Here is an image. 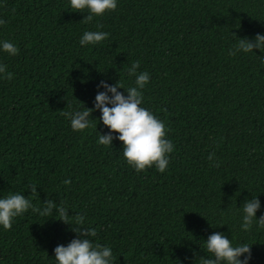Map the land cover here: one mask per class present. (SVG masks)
Returning a JSON list of instances; mask_svg holds the SVG:
<instances>
[{
	"label": "trees",
	"instance_id": "16d2710c",
	"mask_svg": "<svg viewBox=\"0 0 264 264\" xmlns=\"http://www.w3.org/2000/svg\"><path fill=\"white\" fill-rule=\"evenodd\" d=\"M74 11L68 0H0V40L19 48L0 52L13 73L0 80V195L64 201L69 215L86 214L113 264H196L213 232L248 242L250 264H264V230L243 232L237 212L259 196L257 217L264 213V53L228 55L235 36L264 33V0H118L91 23ZM97 24L109 37L81 47ZM133 61L150 74L143 106L175 145L163 173L137 172L118 139L98 144L97 131H108L98 110L83 132L61 115L94 108L102 80L131 86ZM54 218L29 210L0 228V264H55L54 248L77 234Z\"/></svg>",
	"mask_w": 264,
	"mask_h": 264
},
{
	"label": "clouds",
	"instance_id": "9594fccd",
	"mask_svg": "<svg viewBox=\"0 0 264 264\" xmlns=\"http://www.w3.org/2000/svg\"><path fill=\"white\" fill-rule=\"evenodd\" d=\"M68 3L74 12L86 13L82 20L85 23L93 22L96 17L114 11L118 6V0H68ZM5 23L6 21L0 18V26ZM96 27L98 30L83 31L79 38L81 47L97 45L109 37L108 32L99 30L102 25L97 24ZM254 50L264 53V33H257L254 38L235 36L228 49V55L253 52L256 54ZM0 52L15 56L19 53V48L10 40H0ZM258 56L264 62V55ZM139 66V61H133L127 70L128 74L135 78L131 86L126 87L121 80L114 84L102 80L97 86L94 108L77 106L70 111H61V115L69 121L74 132H83L93 127L92 113L98 110L101 113L99 122L102 121L108 129L102 134L96 127L98 144L109 147L112 146L114 139H118L123 145V157L137 172L155 167L157 171L163 173L169 166L170 154L174 152L175 145L168 138L169 130L165 121L143 106V89L150 82V74L148 71L138 72ZM12 78L13 73L7 70V65L0 62V80ZM113 133L119 135L114 136ZM207 159L211 166H219L215 153H209ZM62 183L70 185L72 181L64 179ZM29 187L31 194L37 193L35 184L26 186ZM261 208L259 196L245 199L243 204L237 207L239 228L243 232L247 233L254 227L257 231L264 230V213L257 217V212ZM70 209L71 207L64 201L46 199L42 204H34L23 192H9L7 195H0V228L10 229L15 218L29 210L40 217H58L54 219L72 225V231L77 236L66 245L59 244L54 248L55 264H113L115 257L112 247L94 239L97 235L96 229L91 225L84 226L86 214L76 213L72 216L69 215ZM226 211L221 210V213ZM71 220L75 221V225L70 222ZM202 244L201 248L207 254L200 256L196 264H250L252 260L251 244L237 242L222 232H213L202 241Z\"/></svg>",
	"mask_w": 264,
	"mask_h": 264
}]
</instances>
